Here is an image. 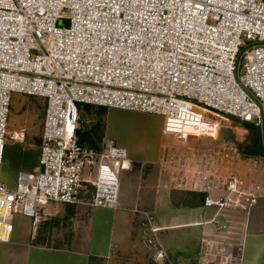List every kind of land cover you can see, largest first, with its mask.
I'll return each mask as SVG.
<instances>
[{
  "label": "built area",
  "instance_id": "1",
  "mask_svg": "<svg viewBox=\"0 0 264 264\" xmlns=\"http://www.w3.org/2000/svg\"><path fill=\"white\" fill-rule=\"evenodd\" d=\"M14 94L44 111L36 168L11 189L0 176V243L15 216L34 239L51 205L119 207L129 156L104 135L99 147L80 143L78 106L160 116L163 137L182 145L230 118L264 135V0H0V167L5 142L26 138L9 130ZM184 184L206 194L204 207L246 208L241 182L226 188L235 201L209 196L221 185L196 171ZM141 214V244L161 263L153 214ZM201 244L198 264H241L239 246Z\"/></svg>",
  "mask_w": 264,
  "mask_h": 264
},
{
  "label": "crops",
  "instance_id": "2",
  "mask_svg": "<svg viewBox=\"0 0 264 264\" xmlns=\"http://www.w3.org/2000/svg\"><path fill=\"white\" fill-rule=\"evenodd\" d=\"M105 110L103 135L124 148L130 159V170L121 174L119 207L91 209L82 206H48L45 210L47 222L57 219L60 213L55 209L58 207L69 215L87 211L89 214L85 221L74 218L72 223L69 222L71 224H64L65 233L61 238L64 241L68 236L70 244L64 242L56 245L57 236L51 238V243L46 237L40 239V236L35 242L30 238L24 240L20 225H17L18 236L13 233L8 243H0V264H198L204 239L239 246L241 264H264L262 195H257L254 203H250V196L246 194L249 196L248 201L240 200L245 204V209L231 205L221 210L204 207L206 194L189 189L184 184V181L189 180L182 174L183 167L190 164L177 163L175 166L161 152L164 142L162 119L155 129L151 125L154 120H159V116ZM22 127L11 131H18ZM231 129L242 131L245 134L243 139L247 138L249 130L241 124ZM25 143L14 142L28 145L38 153V145ZM255 143L262 147L256 140L249 145ZM253 154L264 160L263 154ZM35 168L36 164L23 171L31 172ZM171 171H175L176 180L170 177ZM141 174L142 180L136 179ZM224 188L221 185L219 189L212 190L209 196L214 199L228 197L235 201L237 196ZM142 211L153 214V227L157 229L159 241L167 253L161 263L155 262L141 244V224L144 222ZM219 225L224 228L217 231ZM71 228L73 231L69 233Z\"/></svg>",
  "mask_w": 264,
  "mask_h": 264
},
{
  "label": "rangeland",
  "instance_id": "3",
  "mask_svg": "<svg viewBox=\"0 0 264 264\" xmlns=\"http://www.w3.org/2000/svg\"><path fill=\"white\" fill-rule=\"evenodd\" d=\"M78 107L80 109L78 137L86 134L87 137L83 142L93 147H99L104 137L103 123L105 114H100L101 110L98 107L84 105ZM43 111L44 101L14 94L12 96L9 114V130H16L18 127L23 126L22 128L26 131L25 144L38 145L41 135ZM161 119L162 117L151 123L154 129L161 122ZM229 120L231 123L225 122V119L220 121L219 131L216 135L212 137H201L200 139H191L185 145L177 144L172 139L164 138V142L161 145V152L175 166H177V163L184 165L190 163L189 166L183 167L182 171V174L188 180L195 173L193 163L199 160L200 166L196 172L200 176L213 178L219 185H223L225 187L224 189L227 188L230 182H241L242 184L240 187L237 186L236 190L243 192L245 195L241 196L240 200L247 201V197L249 196L246 194L250 195V201L254 200L257 195H262V199H264V160L262 159L263 161H261L259 159L260 156L254 155L253 153L246 154L248 145L255 140L261 146L264 144L263 133L251 125H244L249 130L248 136L246 135L247 138L244 140L243 135L245 134L242 131L230 130L231 127L239 126V123L231 118ZM37 160L38 153L33 148L28 145H17L12 141H6L5 153L0 167L2 182L5 185L6 183L8 184V186L6 185L8 189L13 188L17 174L20 171L33 167L35 164L37 165ZM169 173H172L170 177L172 178L173 176L174 179L176 176L175 171ZM136 179L142 180V174L138 175ZM233 194L237 196V194ZM175 201L176 198L173 196V202ZM231 206L234 207L233 205ZM55 211L60 213L57 214V219H59L49 222L44 220L39 225L37 235L34 239L30 238V222L25 219L28 221L26 222L21 216H15L14 234L16 233L18 236L17 225H20L21 237L24 240H29L30 238L31 241L35 242L38 240L37 237L40 236V239L46 237L48 242L51 243V238L54 236L53 239H55L57 236L54 242L56 245L64 244V242L70 244V238L68 236L64 241L61 238V235L63 236L65 233L64 224H71L74 218L78 221H85L89 211L86 213H73L72 215H69L68 212H62L60 207L56 208ZM72 231L73 228L70 229L69 233H72Z\"/></svg>",
  "mask_w": 264,
  "mask_h": 264
},
{
  "label": "water",
  "instance_id": "4",
  "mask_svg": "<svg viewBox=\"0 0 264 264\" xmlns=\"http://www.w3.org/2000/svg\"><path fill=\"white\" fill-rule=\"evenodd\" d=\"M61 24L65 25V22H62ZM249 153H259V154H263L264 155V144L262 145V147H260L256 143L253 146L247 147L246 154H249Z\"/></svg>",
  "mask_w": 264,
  "mask_h": 264
},
{
  "label": "trees",
  "instance_id": "5",
  "mask_svg": "<svg viewBox=\"0 0 264 264\" xmlns=\"http://www.w3.org/2000/svg\"><path fill=\"white\" fill-rule=\"evenodd\" d=\"M100 114H102V113H106V110L105 109H103V108H100ZM240 124V123H239ZM244 125H250V124H241V126L243 127V128H245V129H247V127H245ZM252 126V125H251ZM254 127V126H253ZM255 128V127H254ZM257 129V128H256ZM86 137H87V135L86 134H82V135H80L79 136V141H80V143H84L83 141H84V139H86Z\"/></svg>",
  "mask_w": 264,
  "mask_h": 264
},
{
  "label": "flooded vegetation",
  "instance_id": "6",
  "mask_svg": "<svg viewBox=\"0 0 264 264\" xmlns=\"http://www.w3.org/2000/svg\"><path fill=\"white\" fill-rule=\"evenodd\" d=\"M253 145H254V144H253ZM253 145H248V147H249V146H253Z\"/></svg>",
  "mask_w": 264,
  "mask_h": 264
}]
</instances>
